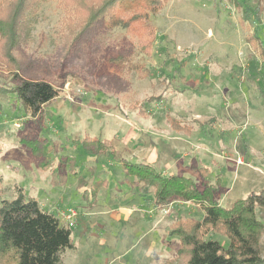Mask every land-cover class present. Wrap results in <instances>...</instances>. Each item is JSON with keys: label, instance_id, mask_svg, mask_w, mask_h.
<instances>
[{"label": "rangeland", "instance_id": "1", "mask_svg": "<svg viewBox=\"0 0 264 264\" xmlns=\"http://www.w3.org/2000/svg\"><path fill=\"white\" fill-rule=\"evenodd\" d=\"M260 5L242 24L228 0H168L150 13L155 37L147 54L123 28L100 32L76 54L59 0H39L27 12L24 51L48 62L46 78L60 95L40 118L14 93L0 95V199L22 186L62 223L61 211L75 210V248L65 249L63 264H163L177 248L169 234L174 217L186 218L185 226L201 218L192 202L155 206L123 174L120 158L191 177L194 158L210 169L208 182L220 175L222 205L264 188V60L246 39L255 30L264 38V0ZM117 51L133 56L122 92L105 89L99 77L105 57ZM83 136L110 141L111 149L94 154L74 140ZM40 137L52 146L54 162L75 158L76 175L68 164L50 171L24 162L26 140ZM222 231L205 226L200 235L225 244Z\"/></svg>", "mask_w": 264, "mask_h": 264}, {"label": "trees", "instance_id": "2", "mask_svg": "<svg viewBox=\"0 0 264 264\" xmlns=\"http://www.w3.org/2000/svg\"><path fill=\"white\" fill-rule=\"evenodd\" d=\"M38 1L0 0V95L14 93L26 112L40 118L43 107L56 99L60 91L46 78L51 73L48 62L31 57L23 48L25 17ZM167 1L59 0V3L65 12L64 28L73 35L69 44L78 48L74 49L76 54L82 45L91 46L100 32L113 28L126 29L140 50L147 54L155 37L148 24L150 13L158 12ZM228 1L239 12L242 24L248 15L256 16L262 9V0H253L255 9H250L246 0ZM246 39L264 60V38L261 39L255 30L247 34ZM132 59L131 53L122 51L107 55L104 69L99 73L102 86L115 92L124 91ZM74 140L94 154L111 149L110 141L99 138L83 136ZM26 141L30 147L25 163L33 161L39 169L50 171L68 164L70 172L76 175L73 156L63 155L54 162L53 148L46 138ZM192 160L189 168L196 171L194 177L164 174L162 168L146 162L119 159L123 174L132 177V183L142 195H150L149 200L155 206L181 200L198 205L202 211L201 218L191 225H184L187 219L183 216L174 217L169 234L176 237L177 248L171 260L165 258L163 264H264V188L249 190L243 197L222 205L219 197L226 188L221 184L220 175H215L214 182H208L206 177L210 169ZM84 183L80 180L78 185ZM90 189L95 196L93 189L97 188ZM15 191L13 197L0 199V264H63L62 253L66 248H75L71 239L72 225L60 222L54 212L42 208L35 197L25 194L22 186H15ZM87 194L88 190H84L83 195ZM205 226L221 227L227 243L200 235ZM183 247L184 258L178 263L176 258Z\"/></svg>", "mask_w": 264, "mask_h": 264}, {"label": "built area", "instance_id": "3", "mask_svg": "<svg viewBox=\"0 0 264 264\" xmlns=\"http://www.w3.org/2000/svg\"><path fill=\"white\" fill-rule=\"evenodd\" d=\"M75 210L72 208H66L65 210L61 211V217L63 219V222L69 224L70 226L74 223L75 218Z\"/></svg>", "mask_w": 264, "mask_h": 264}, {"label": "crops", "instance_id": "4", "mask_svg": "<svg viewBox=\"0 0 264 264\" xmlns=\"http://www.w3.org/2000/svg\"><path fill=\"white\" fill-rule=\"evenodd\" d=\"M65 210V209H64Z\"/></svg>", "mask_w": 264, "mask_h": 264}]
</instances>
